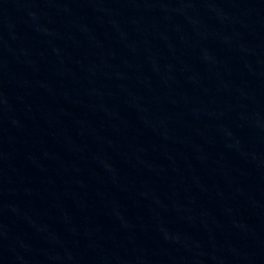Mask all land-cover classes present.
<instances>
[{"label": "water", "instance_id": "1", "mask_svg": "<svg viewBox=\"0 0 264 264\" xmlns=\"http://www.w3.org/2000/svg\"><path fill=\"white\" fill-rule=\"evenodd\" d=\"M0 264H264V0H0Z\"/></svg>", "mask_w": 264, "mask_h": 264}]
</instances>
